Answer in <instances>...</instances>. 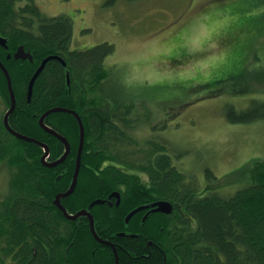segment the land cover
<instances>
[{"label":"trees","instance_id":"trees-1","mask_svg":"<svg viewBox=\"0 0 264 264\" xmlns=\"http://www.w3.org/2000/svg\"><path fill=\"white\" fill-rule=\"evenodd\" d=\"M73 32L71 17L48 16L36 0H0V36L9 47L0 45V60L10 73L17 98L12 128L49 145L50 160L55 161L65 145L41 128L39 118L62 107L76 111L84 122L79 182L74 193L62 200L64 207L76 214L119 187L127 190L118 209L105 204L95 211L100 214L96 231L114 244L119 264H264V162L250 165L246 181L231 195L200 193L199 185L174 164V157L182 154L172 153L157 139L144 144L137 140L141 122L136 104L129 106L104 95V107H97L95 98L87 99L96 87L103 91L108 82L105 63L115 47L101 44L74 51ZM20 46L32 54L33 62L14 58ZM51 55L63 57L68 66L48 62L29 102V83ZM0 98L9 110L8 81L1 68ZM225 114L234 124L263 121L264 100L255 99L245 111L228 104ZM4 117L0 166L7 168L9 177L0 197V264H115L113 247L95 239L89 219L70 221L54 204L58 194L68 191L75 173L80 128L74 115L61 112L46 118V124L72 147L67 160L56 168L43 165V148L12 135ZM207 176L215 178L210 170ZM139 199L169 201L174 211L152 215L142 226L137 223L141 219L127 223L125 217ZM134 233L139 236L131 237Z\"/></svg>","mask_w":264,"mask_h":264},{"label":"rangeland","instance_id":"rangeland-1","mask_svg":"<svg viewBox=\"0 0 264 264\" xmlns=\"http://www.w3.org/2000/svg\"><path fill=\"white\" fill-rule=\"evenodd\" d=\"M36 3L48 16L72 18V50L115 47L105 63L108 82L87 99L97 107L104 95L136 104L137 140L157 139L182 154L174 164L200 193L231 195L247 168L264 162V120L234 124L225 114L228 104L245 111L264 100V0ZM7 110L0 98V122ZM8 177L0 166V197Z\"/></svg>","mask_w":264,"mask_h":264},{"label":"water","instance_id":"water-1","mask_svg":"<svg viewBox=\"0 0 264 264\" xmlns=\"http://www.w3.org/2000/svg\"><path fill=\"white\" fill-rule=\"evenodd\" d=\"M0 44L4 48L8 49V40L6 38H3V37L0 36ZM14 57H15L16 60H30V61H33L32 54L30 52L26 51L24 46H20L18 48V50L14 54ZM9 58H11V55L9 56ZM52 60L59 61L64 66V68H67V66H68V64L65 61V59L63 57L59 56V55H51V56L45 58L43 60V62L41 63L39 69L35 73V75L32 77V80H31V82L29 84V89H28V101L29 102H31L34 86H35V83H36L37 79L39 78V76L41 75L43 70L45 69V67L48 64V62H50ZM0 68L2 69V71L4 72V74H5L6 78H7L8 88H9V93H10V99H11L10 108L7 111V113L5 114V117H4L5 127L16 138H18L20 140H23V141H26V142H29V143L37 144L40 147H42L44 149V154L42 156V163H43V165L45 167H48V168H56V167H58L59 165L63 164L67 160V158L70 156L71 151H72L71 145L68 142V140L66 138H64L63 136L59 135L53 128L49 127L46 124V122H45L46 118L49 115H51L52 113H61L62 112V113L72 114L77 119V121L79 123V127H80V145H79V150H78V155H77V163H76L75 173H74V176H73V181H72L71 186L68 189V191H66L64 193H60V194H58L56 196V199H55L54 203L57 206V208L63 213V215H64V217L66 219H69L71 221H75V220H78L80 217L89 218L90 219L91 231H92L95 239L97 241H99L100 243H102V244L109 245V246L113 247V249L115 251V256H116V263L115 264H119V256H118V252H117L115 246L112 243L102 239L98 235V233L96 231V228H95L94 217H93V215L90 212V210L93 209L94 206L105 204L107 201L106 200H101V199L96 200V201H94L91 204V206L89 207L88 210H85V209L81 210L77 214H71L64 207V205L62 204V200L64 198H67V197L71 196L74 193V191H75V189H76V187L78 185V182H79V175H80L81 166H82V154H83L84 140H85V127H84V122H83L82 118L80 117V115L76 111H74L72 109H68V108H62V107L52 108V109L46 111L39 118V124H40L41 128L45 132L50 133L53 136H55L56 138L60 139V141H62L65 144V152L63 153V155L60 158H58L57 160H55V161H49L48 159H49L50 153H51L49 145H45L44 143L38 141L37 139H35L33 137H30V136H27V135H24L22 133H19V132L15 131L12 128V126L10 124V117L14 113V111H15V109L17 107V98H16V95H15V92H14V89H13V83H12V78L10 76V73H9L8 69L6 68V66H4V64L1 62V60H0ZM67 78H68V84L70 86L71 81H70V73L69 72H67ZM110 197H112V196H110ZM150 207H153V211L152 212H162V213H166V214H171L173 212V209H174L173 204L171 202H169V201H159L157 203H154ZM146 208H149V207H146ZM136 212L137 211H134L128 216V218L126 219L127 223H129V221L131 220V217H133ZM121 235L123 236L124 234H121Z\"/></svg>","mask_w":264,"mask_h":264},{"label":"flooded vegetation","instance_id":"flooded-vegetation-1","mask_svg":"<svg viewBox=\"0 0 264 264\" xmlns=\"http://www.w3.org/2000/svg\"><path fill=\"white\" fill-rule=\"evenodd\" d=\"M1 45V44H0ZM2 46V45H1ZM6 49V48H5ZM9 49V48H8ZM7 49V50H8ZM17 51V50H16ZM15 51V52H16ZM15 52H14V54H15ZM10 56V55H9ZM9 56H8V58H9ZM119 191V192H118ZM114 193H118L119 194V199L117 198V197H110L112 194H114ZM126 197H127V190H125L123 187H119L118 189H116L115 190V192H113V193H110L108 196H107V198H104L103 200H106L107 202H106V206H108V207H110L111 209L112 208H119L122 204H123V200H125L126 199ZM160 200H155V201H153V200H149V199H139V200H136V203L134 204V206H133V209L127 214V216L125 217V219H127L128 218V216L132 213V212H134L136 209H138V208H140V207H149V208H145L144 210H142V211H139V212H137L136 214H134V216L133 217H131V220L132 219H141V221L139 222V221H137V223L140 225V226H142V224H146L147 223V221H148V219H151V217H152V215H155V214H162V215H170V214H166V213H162V212H152L153 211V207H150L152 204H154V203H156V202H159ZM105 205V204H104ZM104 205L102 204V206L104 207ZM98 206V205H97ZM94 208V207H93ZM117 208V209H118ZM116 209V210H117ZM81 210H84V209H81ZM81 210H79V211H81ZM86 210H88V209H86ZM113 210V209H112ZM116 210H114V211H116ZM78 211V212H79ZM96 206H95V208L94 209H91L90 210V212H91V214L93 215V217H94V219H97V216L96 215H98L99 216V218H100V214H96ZM173 211H174V209H173ZM77 212V211H76ZM99 213V212H98ZM173 213V212H172ZM171 213V214H172ZM82 218V217H81ZM81 218H79V219H81ZM82 219H89V218H87V217H83ZM130 220V221H131ZM129 221V222H130ZM131 237H138L139 235L137 234V233H134V234H132V235H130ZM151 244H152V242H151Z\"/></svg>","mask_w":264,"mask_h":264},{"label":"bare ground","instance_id":"bare-ground-1","mask_svg":"<svg viewBox=\"0 0 264 264\" xmlns=\"http://www.w3.org/2000/svg\"><path fill=\"white\" fill-rule=\"evenodd\" d=\"M8 48H9V47H8ZM17 50H18V49H17ZM15 53H16V52H15ZM14 58H15V57H14ZM1 62H2V61H1ZM31 62H33V61H31ZM42 62H43V61H42ZM40 65H41V64H40ZM4 66H5V65H4ZM39 67H40V66H39ZM39 67H38V69H39ZM38 69H37V70H38ZM37 70H36V72H37ZM36 72H35V73H36ZM35 73H34V75H35ZM34 75H33V76H34ZM67 79H68V78H67ZM31 80H32V79H31ZM30 82H31V81H30ZM29 84H30V83H29ZM68 85H69V84H68ZM52 114H54V113H52ZM52 114H51V115H52ZM49 116H50V115H49ZM49 116H48V117H49ZM84 127H85V126H84ZM79 128H80V127H79ZM55 131H56V130H55ZM56 132H57V131H56ZM57 133H58L59 135H61L59 132H57ZM61 136H63V135H61ZM63 137H64V136H63ZM64 138H65V137H64ZM66 139H67V138H66ZM59 140H60V139H59ZM61 142H62V141H61ZM68 142H69V141H68ZM62 143H63V142H62ZM63 144H64V143H63ZM84 144H85V140H84ZM36 145H37V144H36ZM45 145H46V144H45ZM64 145H65V144H64ZM38 146H39V145H38ZM41 148H42V147H41ZM71 149H72V147H71ZM78 150H79V149H78ZM83 150H84V148H83ZM63 193H64V192H63ZM111 196H112V197H117L118 199L120 198L118 193H114V194H112ZM112 197H111V198H112ZM55 199H56V198H55ZM98 200H99V199H98ZM95 201H96V200H95ZM93 202H94V201H93ZM93 202H92V203H93ZM92 203H91V204H92ZM156 203H157V202H156ZM54 204H55V203H54ZM91 204L89 205V207L91 206ZM105 204H106V203H105ZM103 205H104V204H103ZM152 205H153V204H152ZM55 206H56V205H55ZM173 206H174V205H173ZM56 207H57V206H56ZM89 207H88V209H89ZM94 207H95V206H94ZM145 208H146V207H140V208L136 209L135 211L139 212V211L144 210ZM85 210H86V209H85ZM137 212H136V213H137ZM77 213H78V212H77ZM77 213H76V214H77ZM136 213H135V214H136ZM80 218H81V217H80ZM68 220H69V219H68ZM70 221H71V220H70ZM75 221H77V220H75ZM89 221H90V219H89ZM94 221H95V219H94ZM121 234H124L123 236H125V233H121ZM121 234H119V236H122ZM108 242H110V241H108ZM110 243H112V242H110ZM112 244H113V243H112ZM113 245H114V244H113ZM108 246H109V245H108Z\"/></svg>","mask_w":264,"mask_h":264}]
</instances>
